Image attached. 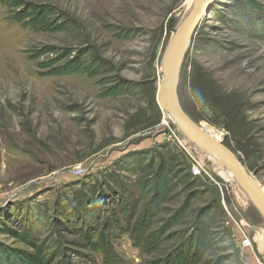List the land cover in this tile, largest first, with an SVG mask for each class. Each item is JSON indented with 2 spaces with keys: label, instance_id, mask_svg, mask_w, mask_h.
<instances>
[{
  "label": "rangeland",
  "instance_id": "rangeland-1",
  "mask_svg": "<svg viewBox=\"0 0 264 264\" xmlns=\"http://www.w3.org/2000/svg\"><path fill=\"white\" fill-rule=\"evenodd\" d=\"M185 2L0 0V264H264L262 216L157 99ZM176 94L264 188V0H213Z\"/></svg>",
  "mask_w": 264,
  "mask_h": 264
},
{
  "label": "water",
  "instance_id": "water-1",
  "mask_svg": "<svg viewBox=\"0 0 264 264\" xmlns=\"http://www.w3.org/2000/svg\"><path fill=\"white\" fill-rule=\"evenodd\" d=\"M212 2L213 0H198L195 9L178 30L163 60L164 79L157 99L186 137L216 158L215 168L225 164L264 220V191L261 185L233 152L226 148L221 141H216L204 128L194 123L183 112L177 99L178 70L182 56L195 27L202 17L207 15Z\"/></svg>",
  "mask_w": 264,
  "mask_h": 264
},
{
  "label": "bare ground",
  "instance_id": "bare-ground-1",
  "mask_svg": "<svg viewBox=\"0 0 264 264\" xmlns=\"http://www.w3.org/2000/svg\"><path fill=\"white\" fill-rule=\"evenodd\" d=\"M197 1L198 0H186L184 6H183V12H182V15H181V18L179 20V23H178V30L181 29V27L183 26V24L186 22V20L188 19V17L190 16V14L193 12V10L195 9L196 5H197ZM163 79H164V76H163ZM163 79H162V82H163ZM162 83L160 84V86L158 87V91L161 87ZM159 102V105L161 107V104H160V101L158 100ZM161 109L163 110L164 112V115L166 117H170L167 112L161 107ZM171 118V117H170ZM172 120V118H171ZM206 128V127H205ZM211 137H213L216 141H220V136L221 134L220 133H216V132H213L211 130H208V129H205ZM219 132V131H218ZM9 137V136H8ZM198 145V144H196ZM199 146V145H198ZM200 147V146H199ZM201 148V147H200ZM203 149V148H201ZM205 150V149H203ZM206 151V150H205ZM209 155H211L208 151H206ZM215 161H216V158L211 155ZM215 161L213 163H215ZM221 167V166H220ZM223 169H220V173L223 177H227V178H233L235 181L236 178L233 176V174L230 172V170L225 166V164L222 165ZM22 168V167H21ZM25 168V167H24ZM219 168V167H218ZM218 168H215V169H218ZM238 183V182H237ZM240 188V193L241 195L245 196V194L243 193L244 191ZM263 191H264V188H263ZM246 199V198H245ZM255 242L257 243V247H258V250L261 251V253L264 254V231L263 230H259V229H256L255 231Z\"/></svg>",
  "mask_w": 264,
  "mask_h": 264
},
{
  "label": "built area",
  "instance_id": "built-area-1",
  "mask_svg": "<svg viewBox=\"0 0 264 264\" xmlns=\"http://www.w3.org/2000/svg\"><path fill=\"white\" fill-rule=\"evenodd\" d=\"M194 163L192 164V167H191V173L193 176H199L200 173L202 172V168L200 166V164L197 162V161H193ZM245 246L248 245V241H246L245 243Z\"/></svg>",
  "mask_w": 264,
  "mask_h": 264
}]
</instances>
